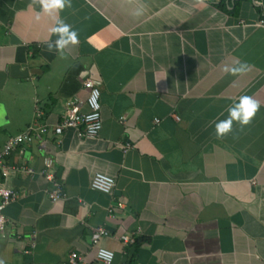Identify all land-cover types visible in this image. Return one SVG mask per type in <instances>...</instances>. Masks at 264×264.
I'll use <instances>...</instances> for the list:
<instances>
[{
  "label": "crops",
  "instance_id": "obj_1",
  "mask_svg": "<svg viewBox=\"0 0 264 264\" xmlns=\"http://www.w3.org/2000/svg\"><path fill=\"white\" fill-rule=\"evenodd\" d=\"M59 17L79 43L49 52L55 13L0 0V147L48 127L4 159L32 173L0 176L16 193L2 211L0 259L66 264L76 252L99 264L89 235L102 226L97 246L112 264H264V0H72ZM240 61L246 73H225ZM85 78L99 90L97 135L54 134L65 101L87 110ZM242 95L259 111L218 139L215 123ZM45 157L62 184L54 202ZM94 172L113 178L108 194L89 187Z\"/></svg>",
  "mask_w": 264,
  "mask_h": 264
},
{
  "label": "built area",
  "instance_id": "obj_2",
  "mask_svg": "<svg viewBox=\"0 0 264 264\" xmlns=\"http://www.w3.org/2000/svg\"><path fill=\"white\" fill-rule=\"evenodd\" d=\"M257 3V1H255ZM82 87L87 91L85 103L87 106L86 111H78L76 106V99L67 100L64 102V111L57 124L52 126V132L54 134H60L64 128H74L77 131V135L80 137H95L100 129V113H99V90L97 82L91 78H85L81 82ZM177 119V116H174ZM158 121V119H154ZM47 124H36L33 128L29 126L25 132L17 134L15 136L8 137L2 146L0 147V176L4 178L10 169L15 171H24L26 173H32V169L25 166H8L4 163L5 157H7L12 150L17 148L23 141L32 140L33 136H40L47 130ZM40 175L49 182V187L45 193L49 201L54 202L62 197V184L57 180L52 173V159L45 157L43 159V168L40 170ZM113 178L101 172H94L89 180V187L93 190L99 191L104 194H108L113 187ZM16 198V193L4 186L0 185V231L5 224V217L3 214V208ZM108 235V231L102 227L97 226L91 229L89 235V245L95 247L94 260L99 264H112L113 252L107 248L97 246V240L101 236ZM120 239L123 243H130L133 241L132 235H122ZM111 253V258H105L101 256V251ZM84 257L78 255L76 252H70L67 255L66 264H86Z\"/></svg>",
  "mask_w": 264,
  "mask_h": 264
},
{
  "label": "clouds",
  "instance_id": "obj_3",
  "mask_svg": "<svg viewBox=\"0 0 264 264\" xmlns=\"http://www.w3.org/2000/svg\"><path fill=\"white\" fill-rule=\"evenodd\" d=\"M32 3L33 5L39 4L46 13H55L56 15L55 24L51 27L49 38L46 41L47 51L63 53L69 46H75L79 43L78 31L59 17L61 11L72 7V0H32ZM53 35L57 37L55 40L51 39ZM249 67L247 62L240 61L231 67H225L224 71L226 74L237 76L246 73ZM260 106V102L253 97L248 95L240 96L239 101L227 109V118L215 123L216 137L220 139L232 132L234 122L238 123L241 128L249 125L255 118ZM5 115L6 108L0 104V121H3ZM3 122L6 123V121ZM111 255V253L101 251L102 257L110 259ZM0 264H5V261L0 259Z\"/></svg>",
  "mask_w": 264,
  "mask_h": 264
}]
</instances>
